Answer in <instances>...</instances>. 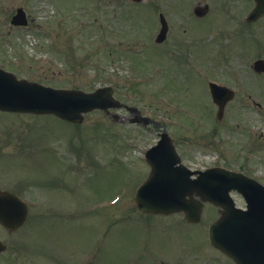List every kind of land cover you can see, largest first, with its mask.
<instances>
[{
  "label": "rangeland",
  "instance_id": "1",
  "mask_svg": "<svg viewBox=\"0 0 264 264\" xmlns=\"http://www.w3.org/2000/svg\"><path fill=\"white\" fill-rule=\"evenodd\" d=\"M96 1L91 4L89 0H0V59H10L7 56L17 48L22 54H32L36 45L26 34L37 39L36 49L44 48L50 42L48 38L53 39L57 48L73 59L70 64L63 59L59 66L65 88L90 91L112 85L118 100L137 107L141 114L159 121L160 126L115 122L101 110L86 114L79 125L51 116H12L16 140H27L32 133H40L45 136L42 144L59 146L62 166L40 157L29 169L31 180L40 184L62 178L63 187H43V193L50 194L46 201H42L40 188L28 191L33 207L27 228L13 235L0 232L9 242L0 264H161L165 257L177 258L178 264H189L185 259L187 247L205 241L204 228L206 231L215 215L201 222L204 228L183 222L176 215L165 222L156 216H136L133 195L141 183L143 150L155 141L153 130L158 128L176 136L184 161L241 170L264 184V111L238 94L225 108L223 118L217 120L216 106L205 82L206 78L219 79L234 86L237 81H244L254 100L264 101V74L253 72L247 64L243 66L245 54L252 55L264 47V29L256 36L258 41L228 36L225 31L229 25L216 12L194 18L192 6L205 0H147L143 4H129L124 10L116 9L112 0ZM154 2L159 4L158 9H154ZM18 6H23L34 21L29 29L9 28V19ZM118 11L121 15L116 14ZM159 11L169 20L171 31L192 43L189 49L186 46L181 51L182 63L175 64L169 52L162 56L154 51L152 39ZM261 25L264 28V18L256 27ZM120 40L124 43L120 44ZM132 43L139 54L147 53L137 63L126 52ZM224 45L241 55L224 54ZM190 58L204 71H193ZM224 58L228 64L223 62ZM111 82L117 84L116 88ZM116 112L128 115L125 110ZM68 167L73 174L65 173ZM1 171L0 167V174ZM66 189L68 194H64ZM233 197L242 206V197ZM44 206L46 210L40 217ZM183 247L185 254H179ZM210 252L208 264H219L214 252ZM221 257L220 264H233Z\"/></svg>",
  "mask_w": 264,
  "mask_h": 264
},
{
  "label": "water",
  "instance_id": "2",
  "mask_svg": "<svg viewBox=\"0 0 264 264\" xmlns=\"http://www.w3.org/2000/svg\"><path fill=\"white\" fill-rule=\"evenodd\" d=\"M260 1V3H259ZM264 0H257L254 16L264 13ZM206 8V7H205ZM202 7L194 12L201 15ZM11 22L26 24L25 14L18 8ZM164 30H161V32ZM262 61H257V64ZM223 86L210 83V91L221 118L232 93ZM120 104L112 97V88L104 86L86 93L76 89H52L25 80H17L0 69V109L16 112L53 113L72 122H81L83 113L93 109L108 110ZM134 112L135 108L127 107ZM133 118L131 121H136ZM151 170L134 195L141 213L182 211L186 221L199 219L202 202L219 207V217L209 226L210 243L232 258L235 264H264V185L242 173L223 168H209L189 179L191 172L181 160L167 133L146 152ZM236 190L246 203L244 209L234 207L229 192ZM194 196L199 197L195 199ZM19 199L9 191H0V222L9 230L16 229L26 217V206L19 209ZM4 214V215H3ZM5 245L0 242V251Z\"/></svg>",
  "mask_w": 264,
  "mask_h": 264
},
{
  "label": "flooded vegetation",
  "instance_id": "3",
  "mask_svg": "<svg viewBox=\"0 0 264 264\" xmlns=\"http://www.w3.org/2000/svg\"><path fill=\"white\" fill-rule=\"evenodd\" d=\"M146 1L147 0H139V1L112 0V2L117 7L116 9L118 10L126 9L129 4H133V3L143 4ZM170 1H168V3ZM89 2H91L92 4L97 1L89 0ZM152 4H154V9H158L159 7L158 3L154 2ZM196 4H200L203 6L207 5V8L203 9L204 13L201 16L194 15V18L196 19L205 18L206 16H209L213 12H216L217 16L220 17L223 23L226 25H229V28H227L225 31V34L228 36L236 37V35H239V36H245L248 38H253L256 41H258L262 29H264L262 25L258 28L256 27L257 22H259L260 20L264 18V14L258 17L252 16V10L256 6V0H209V1L205 0L203 2H198ZM194 6H192L191 8L192 13H193ZM116 14L121 15V12L118 11ZM122 14H124V11ZM27 19H29L28 25L10 26L9 28L29 29L31 27V24L34 21L32 22L33 19L29 18V16H27ZM123 19L124 18L121 16L119 20L122 21ZM140 19L144 20V18H140ZM161 30H164V31L161 32ZM172 32L173 30L171 31V24L169 20H167L163 12L159 11L158 27L152 39L154 41V46L156 47V50L154 51H158L162 56L165 55V54L163 55V52H169L168 54L172 57L171 60L173 62L175 61V64H179V63H182V61L180 60V57L182 56L180 54L181 51L184 50L186 46L188 47L186 49H189L190 44L192 43L187 42V39L184 40L182 39V37L180 38V36L177 35L175 32L173 33H175L176 35L174 37L171 36ZM41 35L48 37V34H41ZM257 35L259 36L256 39ZM26 36H31L37 47V44H38L37 39L30 34H26ZM48 40L50 42L48 44L46 43L44 48L36 49L35 47L33 49L32 54L31 53L22 54L21 53L22 51L20 48L15 49L14 54L12 55L7 56L3 54V56H7L10 59H6V58L0 59V67L14 73L17 78H22L29 82H34V83L42 84L45 86H50L53 88H65L64 85L62 84L63 72L59 66L63 62V59H64L65 64L73 63V59H71L72 56L70 54L69 55L63 54V51L60 48H57V43H54L53 39L48 38ZM123 43H124V40L123 42L120 40V44H123ZM46 45H49V47L46 48ZM225 47L226 49L224 50ZM157 48H163V49L161 50ZM16 50H17V53H16ZM23 51L26 52L25 50ZM223 51H224V54L225 52H232L237 55H241V54H238L235 50H231L228 47V45L223 46ZM126 52L131 53V55L129 54L128 55L131 57H134L135 61L133 60V62H136V63L137 61H140L139 57L147 56V53H142V51H140V54H139V51L135 50L133 43L127 46ZM261 55H264V47H259L255 52H253L252 55L247 56L245 54L244 59H243V66L247 64L250 70H252L253 72H256L254 62L255 60L260 59V58L264 60V57H261ZM251 56H253V58L252 60L249 61ZM193 60L195 59L193 58L188 59V61H191V64L189 65V67L192 68V70L194 69L196 72H201V69H203V66H201L199 63H198L199 65H196L195 63L196 61H193ZM223 62L225 64H228V59L224 58ZM25 63H27V65H25ZM137 65H134V67H137ZM259 74L263 75L264 72H260ZM205 82H208L207 78L205 79ZM216 82H218L219 84H225L223 81L219 79H217ZM111 84H113L116 88L117 86L116 83L111 82ZM236 84L237 85L230 86L234 91V96L231 97V99H229L226 102L225 108H227V106L232 101L238 98V94H241L246 100L248 101L250 100L252 104L257 106L258 110L261 111L262 108L259 103L263 104L264 101L262 99L255 101L253 92L247 88V85L244 81H237ZM110 86L112 87L113 95H114L115 89L112 85ZM68 88H71V87H68ZM121 110H125V108L122 107ZM135 115L136 114L131 115L130 113H128V115L120 114L118 116H115V115L113 116V114L107 113L105 116L109 120L114 119V120H120V121L129 123L134 118ZM137 115L141 116L139 113ZM12 116H23L25 118H31V119H34L39 116H51V117L61 120L60 118L56 117L53 114H33V113H13V112L0 113V167L2 169L1 171L2 175L0 174V191L12 192L14 195H16L21 201L25 202L27 205L26 219L18 229L9 231L2 224H0V232H4L7 235H13L17 233L18 231L21 232L22 230L27 228L29 216L31 215V211L33 207L32 205L33 199H31V194L28 192L29 190H31L33 187L40 188L42 201H46L47 200L46 196H50V194L47 192L44 194L43 187L46 189V187L51 186L55 188V190L57 187H61V186L63 187V182L61 181L62 178L59 181L55 180L53 182H49V183L45 182V183H40V184L37 183L36 181L31 180V178L28 175L29 169L32 168L34 164L36 165L40 161V157H45L48 162L55 163L56 166H62L63 162L62 160H60V151L57 150L59 146L58 145L47 146L45 144H42L41 140H45V136H43L40 133H37V134L32 133L29 139L27 140L26 139L21 140L20 138L16 140L15 135H14L15 124L13 122ZM25 120L26 119H24V121ZM132 124L141 125L142 123H138V124L132 123ZM141 126H143V124ZM146 126L147 127L149 126L159 127L160 122L151 119L150 123H148V125ZM153 131L155 132L157 138L155 139L153 143L148 145L147 148L158 141L161 131H163V129L158 128ZM168 133L173 138L174 145L181 157L184 167L191 172V174L189 175V178L191 179L195 178L198 174V171L200 170L206 169L210 166H215V165H207L206 163H203L200 161L199 162H193L192 160L184 161V156L182 155L183 153L181 150H179V148L176 145L177 144L176 136L171 134L170 132ZM22 136H24V134H21V137ZM146 149L143 150V153L145 152ZM31 158L33 160H30ZM141 161H143L144 168L142 167V171L140 174V181L145 179V177L150 171V165L143 158V155H142ZM28 165H32V166H28ZM70 172L73 174V172L68 167L65 173L68 175V173ZM3 173L5 174V176L3 175ZM6 177H10V179L9 180L2 179ZM68 193H69V190L66 189L64 194H68ZM239 207H243V204L242 206L239 205ZM45 210L46 208L44 206L40 210V217H42V214H44ZM204 210H206L205 215H204ZM210 213H213L211 217L207 219H203L204 216H207ZM139 215H146L145 217L156 216V217L162 218L163 219L162 222L167 221L169 218L174 219L171 216L176 215L178 218H180V220L182 219L181 221L183 222H186L189 224H197V226H201L204 228V225L202 226L201 222H204L208 219H212V217L215 215V217L212 219V221H214L218 216V208L209 202H205L202 208L201 216L199 220L195 223L185 221L182 213H181V216H178V213H172V215L171 214L165 215V214L139 213L136 211V216H139ZM211 222H208L206 226V230H208L209 224ZM205 232L206 231L204 228V238H205V241H203L204 244L203 242L193 243V245L188 246L187 249L186 247H183L180 250L179 254L180 253L185 254V249H186L187 253L185 254V259L186 258L188 259L189 264H208V254L211 253L210 251L214 252L213 255L216 256L215 258L216 262H218L219 264L223 262L221 255L224 257L225 255L209 244L208 240L205 237ZM189 234L190 233H186V235H189ZM0 240H2L3 243L7 245L6 251L0 253V257H1L3 254H5L8 251L9 242L5 239V237L2 238V236H0ZM218 254H221V255H218ZM167 260H170V262H167ZM177 260H178L177 258L168 259L167 257H165L161 259V264H176ZM227 260L231 261L229 258H227ZM181 263L186 264L184 261Z\"/></svg>",
  "mask_w": 264,
  "mask_h": 264
}]
</instances>
